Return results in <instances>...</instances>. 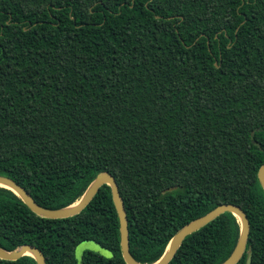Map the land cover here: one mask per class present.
I'll list each match as a JSON object with an SVG mask.
<instances>
[{
  "label": "trees",
  "instance_id": "trees-1",
  "mask_svg": "<svg viewBox=\"0 0 264 264\" xmlns=\"http://www.w3.org/2000/svg\"><path fill=\"white\" fill-rule=\"evenodd\" d=\"M264 0H0V176L42 207L119 186L130 250L157 262L174 235L222 204L251 230L238 264H264ZM241 233L225 213L170 264H222ZM126 264L104 185L77 216L47 219L0 187V247L46 264ZM0 264H37L25 256Z\"/></svg>",
  "mask_w": 264,
  "mask_h": 264
},
{
  "label": "water",
  "instance_id": "water-1",
  "mask_svg": "<svg viewBox=\"0 0 264 264\" xmlns=\"http://www.w3.org/2000/svg\"><path fill=\"white\" fill-rule=\"evenodd\" d=\"M259 181L264 189V165L260 168L258 173ZM108 185L112 191L113 202L120 221V234H121V250L123 258L126 264H141L139 263L131 254L130 250V237H129V221L127 217V212L125 209V204L120 193L119 186L115 177L109 172H103L99 174L96 179L89 185L83 196L76 203L59 209H49L40 206L34 198L24 189L22 186L17 184L12 179L0 176V187L12 191L16 196H18L24 204L36 215L47 218V219H66L79 215L95 198L100 189ZM225 213H231L236 216L241 223V233L237 245L232 252L231 256L222 264H238L243 258L249 240L251 225L247 214L244 210L234 204H222L210 211L208 214L192 221L179 232H177L168 244L166 251L163 256L153 264H170V262L176 256L178 250L183 245L187 237L198 232L215 219L220 217ZM90 244V249H85L89 251L98 252L101 254H106V251L94 242H86ZM83 250V252H85ZM84 254V253H83ZM83 254H80L78 259L79 264H85L83 259ZM25 256H30L35 259L37 264H46V258L41 250L32 245H24L14 251H7L0 247V259L5 261H17ZM252 262V252L248 253L247 263Z\"/></svg>",
  "mask_w": 264,
  "mask_h": 264
},
{
  "label": "rangeland",
  "instance_id": "rangeland-1",
  "mask_svg": "<svg viewBox=\"0 0 264 264\" xmlns=\"http://www.w3.org/2000/svg\"><path fill=\"white\" fill-rule=\"evenodd\" d=\"M90 244H87V243H84V244H81L79 247H78V249H77V257H78V259H79V257H80V254L82 255L84 252H83V250H85V249H90ZM86 251V250H85Z\"/></svg>",
  "mask_w": 264,
  "mask_h": 264
}]
</instances>
